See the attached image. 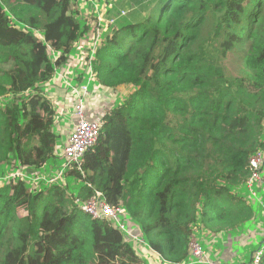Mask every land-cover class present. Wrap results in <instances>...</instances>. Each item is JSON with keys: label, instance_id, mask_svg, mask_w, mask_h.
Listing matches in <instances>:
<instances>
[{"label": "trees", "instance_id": "1", "mask_svg": "<svg viewBox=\"0 0 264 264\" xmlns=\"http://www.w3.org/2000/svg\"><path fill=\"white\" fill-rule=\"evenodd\" d=\"M131 1L115 23L120 11L102 24L94 12L90 31L78 0H0V264H201L193 239L215 263L253 258L264 0ZM63 72L114 96L96 104L98 141L64 173L83 181L77 193L35 183L61 153L47 93L68 100ZM96 191L126 208L132 236L80 208Z\"/></svg>", "mask_w": 264, "mask_h": 264}, {"label": "built area", "instance_id": "2", "mask_svg": "<svg viewBox=\"0 0 264 264\" xmlns=\"http://www.w3.org/2000/svg\"><path fill=\"white\" fill-rule=\"evenodd\" d=\"M95 2V7L99 8L97 6L98 2L96 0ZM109 8L110 7H108V9ZM96 13L99 23L102 24L106 20L103 10L101 12L100 9H97ZM126 14V11L122 10L116 17H112L108 21L110 23H115L119 17L125 16ZM96 44H98V40L93 44V46H96ZM58 74L62 76L60 71H58ZM64 80L73 92V109L75 118L73 119V128L66 140H64V144L61 146V154L66 161L64 167L60 170V174L65 173V171L70 169L73 165L80 167L85 153L88 152L98 141L101 129V119H99L100 113L98 112L97 106H94L93 103L94 96L90 88V81L74 85L73 83L67 81V79L64 78ZM60 133L63 135L61 130ZM249 163L251 172L246 185L249 191L256 193L254 188L255 185H261L262 188L264 187V177L261 174L264 167V150H258L254 155H252L249 158ZM56 177L58 178V176ZM48 182L52 181L48 180ZM78 202L80 208L91 215L92 218H105L111 220L114 222L115 226L131 235L128 231V225L131 222L128 220L126 208L122 205L108 204L103 199L100 191H96V193L90 198ZM191 247L193 255L197 259V262L195 263L225 264L221 262L215 263L210 256L208 257L206 250H204L202 245L196 239L192 240ZM263 253L264 245L256 250L250 264H260Z\"/></svg>", "mask_w": 264, "mask_h": 264}, {"label": "rangeland", "instance_id": "3", "mask_svg": "<svg viewBox=\"0 0 264 264\" xmlns=\"http://www.w3.org/2000/svg\"><path fill=\"white\" fill-rule=\"evenodd\" d=\"M98 2V7L96 8V2L95 0H78V5L77 8L80 9V13L81 16L83 18H87L89 20V17L96 12L97 9H100L101 12L103 10V14L106 17V10L108 9V7H122V10H125L126 13H131L133 4L131 3V0H96ZM95 2V3H94ZM120 9V11H122ZM90 24V31H93L96 29V23L92 22L91 20L88 21ZM90 49V48H89ZM59 71H61L59 69ZM63 74L65 75V79H67V81L73 83L74 85H78L83 83L87 78L83 79V81H80L79 78H76L72 72H63ZM65 81V80H64ZM53 86L52 84H50L48 86V97L50 98L52 104L54 105V107L57 110V117L59 119V129L62 131L63 135H60V144H64V140H66L67 136L69 135L70 131L73 128V113H74V109H73V105L72 103L68 102V100L70 99V97L73 98V92L71 91V88L67 86L66 82L65 84L62 85V89L64 91L67 92V99L65 98L64 95H60L57 91L53 92ZM91 88H93V83H91ZM124 93H125V88L121 89ZM92 92H94L93 95H95L92 100V102L94 103V106L96 105V103L98 104V107H101L104 105L106 100H113L114 96L108 92H102V91H97V90H92ZM50 93V94H49ZM74 99V98H73ZM96 100V102H95ZM91 102V103H92ZM66 124L69 125L66 126ZM58 152H61V149L58 148ZM65 161L66 159H64V157L62 156L61 153H59V157H57L56 159H53L51 161H49L47 163V165L42 168L41 171H43L42 173V177L37 179L35 181L36 184H41L43 182H47L48 180L51 181H61L63 183L66 182V185L69 189L70 192L73 193H77L78 190L81 188V186L83 185V181L76 179L75 177H69V178H64V173L60 174V170L64 167L65 165ZM262 176L264 177V167L262 170ZM58 176V178L56 177ZM256 193H252L251 191H249L248 189L246 191L244 190V194L247 196L248 194V198H250V202L256 206L257 211H258V216L257 218L254 220V223H256V226L251 225V227L247 230V232L249 233V238H250V243L248 242V240L245 241L246 244V248L252 249V251H254V253L256 252L257 249H259L260 247H262L264 245V187L262 188L261 185H255L254 186ZM125 235V233H123ZM195 248V246H194ZM251 261L248 262V264H250ZM238 264V263H237Z\"/></svg>", "mask_w": 264, "mask_h": 264}, {"label": "crops", "instance_id": "4", "mask_svg": "<svg viewBox=\"0 0 264 264\" xmlns=\"http://www.w3.org/2000/svg\"><path fill=\"white\" fill-rule=\"evenodd\" d=\"M123 7V6H122ZM122 7H119V6H116V7H113V6H111L110 8V14H113V15H117V13L120 11V9L122 10L123 8ZM107 101V100H106ZM105 101V103H108V102H106ZM104 103V104H105ZM75 118V116H74V113H73V119ZM220 243H221V240L219 241ZM236 250H238V249H236ZM229 253L230 252V250L229 249H226V250H224L221 246H220V250H219V254H221V253ZM236 261V260H235ZM234 261V262H235ZM238 261V264H245L246 263V261H243L242 259H239V260H237ZM233 262V264H237V262H235L234 263Z\"/></svg>", "mask_w": 264, "mask_h": 264}]
</instances>
